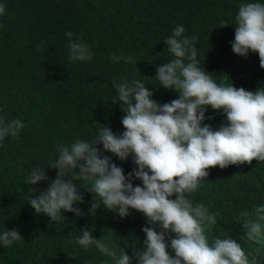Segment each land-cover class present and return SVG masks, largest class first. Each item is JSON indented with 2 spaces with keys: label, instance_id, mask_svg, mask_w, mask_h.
I'll use <instances>...</instances> for the list:
<instances>
[{
  "label": "trees",
  "instance_id": "trees-1",
  "mask_svg": "<svg viewBox=\"0 0 264 264\" xmlns=\"http://www.w3.org/2000/svg\"><path fill=\"white\" fill-rule=\"evenodd\" d=\"M244 3L264 0H0L5 6L0 14V121L24 124L17 137L0 141V235L7 230L22 235L11 247L0 243V264H115L94 245L83 249L76 242L86 227L94 238L105 237L117 253L125 248L133 257L131 264H139L133 250L145 249L143 228L159 232V225L149 224L133 209L122 218L100 207L92 217L95 194L87 188L92 181H75L84 194V202L74 205L84 213L79 217L61 212V220L52 222L46 214L36 213L30 198L37 199L56 178L58 170L49 162L58 159V145L91 142L107 126L117 135L125 131L126 113L118 104L112 77L117 82L140 80L161 105L178 99V93L155 80L157 67L174 58L164 41L178 25L184 27V37H198L194 40L198 66L217 84L246 91L264 88L258 53L250 51L244 57L232 49L236 16ZM67 32L90 47L91 60L69 58ZM122 55L134 62L112 59ZM203 123L219 130L228 121L223 110L208 107ZM97 147L102 158L108 156L126 176L137 167L132 156L121 161L102 144ZM35 168L45 169L48 179L28 185ZM207 171L200 187L186 195L194 206L204 204L217 217L205 233L209 244L216 238L235 239L249 264H264V211L256 212L264 208V161ZM71 175H77L75 170ZM132 182L143 186L140 180ZM242 212L260 224L255 241L247 238ZM166 242L174 256L170 240Z\"/></svg>",
  "mask_w": 264,
  "mask_h": 264
},
{
  "label": "clouds",
  "instance_id": "clouds-1",
  "mask_svg": "<svg viewBox=\"0 0 264 264\" xmlns=\"http://www.w3.org/2000/svg\"><path fill=\"white\" fill-rule=\"evenodd\" d=\"M4 12L5 6L0 4V14ZM184 32V27L178 25L164 41L174 58L157 67L155 79L160 87L178 93V99L161 105L140 80L117 82L112 77L121 102L118 104L126 113L122 117L125 131L117 135L107 126L91 142L77 140L71 146L58 145V159L49 162L52 169L58 170L56 178L46 191L29 202L36 213L46 214L52 222L61 220V212L79 217L84 213L74 205L84 202V194L75 181L90 180L92 186L87 187L88 191L95 194L89 210L92 217L100 207L115 211L122 218L133 209L142 213L149 224L159 225V232L155 227L143 228L145 249L133 250L139 264H249L235 239L216 238L209 244L205 233L217 223V217L204 204L194 206L186 194L200 187L209 175V168L251 164L254 159L264 161V88L246 91L217 84L213 76L198 66L194 44L198 37H184ZM66 35L71 40V60L92 59L93 53L86 43L72 40V32ZM232 49L244 57L250 51L258 53L260 67L264 68V4L240 5ZM112 59L134 62L133 57L123 55ZM113 104H117L116 100ZM208 107L223 110L228 123L219 130L204 124ZM23 127L20 120L0 121V141L8 136L17 137ZM98 144L121 161L132 156L137 167L126 176L123 168L108 156L102 158ZM73 170L76 176L71 175ZM47 179L45 169L35 168L26 183L36 185ZM133 179L142 181L143 186H134ZM174 195L175 199H170ZM261 211L264 208L256 209L257 214ZM240 215L247 238L255 241L260 224L249 220L247 212ZM21 239L18 230H7L0 235L4 247H11ZM167 240L174 256L168 251ZM76 242L83 249L94 245L115 264H131L133 259L125 248L117 253L105 237L94 238L87 227Z\"/></svg>",
  "mask_w": 264,
  "mask_h": 264
}]
</instances>
